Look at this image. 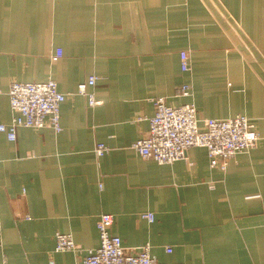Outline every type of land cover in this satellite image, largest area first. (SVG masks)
<instances>
[{
    "label": "crops",
    "instance_id": "crops-1",
    "mask_svg": "<svg viewBox=\"0 0 264 264\" xmlns=\"http://www.w3.org/2000/svg\"><path fill=\"white\" fill-rule=\"evenodd\" d=\"M92 76L95 107L77 94ZM48 80L67 96L62 131H0V264H79L105 213L127 253L150 245L159 264H264V0H0V124L13 82ZM160 97L201 121L245 115L260 140L226 171L203 147L145 159L133 145ZM58 232L77 249L56 251Z\"/></svg>",
    "mask_w": 264,
    "mask_h": 264
},
{
    "label": "built area",
    "instance_id": "built-area-1",
    "mask_svg": "<svg viewBox=\"0 0 264 264\" xmlns=\"http://www.w3.org/2000/svg\"><path fill=\"white\" fill-rule=\"evenodd\" d=\"M62 56L59 49L53 60ZM189 53L181 52L183 71L190 68ZM97 77L92 76L78 85L77 94L86 96L89 105L95 107L101 103L93 91ZM180 96L191 97L192 87L183 85ZM12 121L9 125L0 124V131L5 132L11 141L17 139L18 127L41 129L53 127L61 132V106L67 96L58 88L55 80L45 82H13L9 89ZM155 114L149 119L150 130L146 137L137 140L133 148L145 159H152L160 164H172L186 158L193 147H203L208 151L212 168L219 167L226 171L230 161L238 154L253 149L260 140L255 124L245 115L228 119L198 118L197 107L193 103L171 106L164 97L155 99ZM109 148L99 143L95 149L97 155L108 152ZM143 218L153 222V213H145ZM114 217L105 213L99 217L97 228L100 245L89 249L88 254L79 264H159L152 256L150 245L137 253H127L122 239L111 232ZM56 251H75L77 244L68 233L56 234Z\"/></svg>",
    "mask_w": 264,
    "mask_h": 264
}]
</instances>
